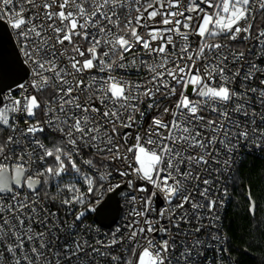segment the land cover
<instances>
[{
    "label": "snow or ice",
    "instance_id": "6c2138e0",
    "mask_svg": "<svg viewBox=\"0 0 264 264\" xmlns=\"http://www.w3.org/2000/svg\"><path fill=\"white\" fill-rule=\"evenodd\" d=\"M0 27V264H242L223 209L264 153V0H0Z\"/></svg>",
    "mask_w": 264,
    "mask_h": 264
},
{
    "label": "trees",
    "instance_id": "16d2710c",
    "mask_svg": "<svg viewBox=\"0 0 264 264\" xmlns=\"http://www.w3.org/2000/svg\"><path fill=\"white\" fill-rule=\"evenodd\" d=\"M238 182L226 215L225 229L234 248L250 253L243 255L234 252V257L238 256L242 264H260L261 260H264V248L257 249L255 244H264V238L254 231L259 221L250 222L248 217L243 215L244 202L240 193L248 186L255 196L264 195V161L258 158H247L239 170ZM261 207H264V204ZM259 219L264 221V212L260 214ZM253 240L255 244L249 247V243Z\"/></svg>",
    "mask_w": 264,
    "mask_h": 264
},
{
    "label": "water",
    "instance_id": "95a60500",
    "mask_svg": "<svg viewBox=\"0 0 264 264\" xmlns=\"http://www.w3.org/2000/svg\"><path fill=\"white\" fill-rule=\"evenodd\" d=\"M12 53L13 45L12 41L9 38L8 32L4 28L0 27V62L7 65L8 62H10V60L12 59ZM109 195L112 196V198L110 199L108 205L101 210V216L99 217V219L104 220L106 225L114 226L113 217H115V210L119 207V205L116 204V201L119 200L120 197H117L114 194ZM107 201L108 196L104 202ZM104 202H102L101 207L103 206Z\"/></svg>",
    "mask_w": 264,
    "mask_h": 264
},
{
    "label": "built area",
    "instance_id": "2783aa9c",
    "mask_svg": "<svg viewBox=\"0 0 264 264\" xmlns=\"http://www.w3.org/2000/svg\"><path fill=\"white\" fill-rule=\"evenodd\" d=\"M262 155H264V153H261V154H259V155H255V156L250 155V156H248L247 158H258V159L264 161V159H261V158H260V156H262ZM108 195H109V194H108ZM106 198H107V196L104 197V199H103L102 202H104ZM230 204H231V203H229V204L227 205V207H226L225 209H223V222H224V225H225V219H226L227 212H228V210H229V208H230ZM95 215H96L95 213L92 214V216H91V219H92V220H95ZM225 235L228 237V234H227V232H226V229H225ZM228 238H229V237H228ZM234 258H235V257H234Z\"/></svg>",
    "mask_w": 264,
    "mask_h": 264
}]
</instances>
